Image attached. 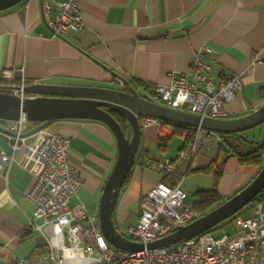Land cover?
Masks as SVG:
<instances>
[{
    "label": "crops",
    "instance_id": "0c3cea01",
    "mask_svg": "<svg viewBox=\"0 0 264 264\" xmlns=\"http://www.w3.org/2000/svg\"><path fill=\"white\" fill-rule=\"evenodd\" d=\"M45 1L56 0H23L0 10V80L6 68L14 70V82L20 83L24 75L27 84L121 87L116 77L131 76L146 95L156 85L168 83L170 72L189 70L194 52L209 45L213 75L221 79L239 74L243 82V90L226 101V117L245 115L264 102V0H80L85 25L68 37L52 36L42 19ZM8 122L0 119V128L5 129ZM40 129L71 136L70 161L84 179L75 196L87 208L97 205L99 211L104 185L117 159L116 137L107 123L97 119L63 118L46 125L30 120L27 142L15 152L7 135L0 134V153L14 158L0 174V258L4 264L43 250L46 242L31 228L35 205L27 193L36 177L23 164L35 140L32 134ZM167 131L166 137H160L158 124L142 128L141 146L149 151V159L175 157L183 146L184 138L175 134L173 126ZM173 137L183 142L173 147V140L169 142ZM211 159L197 155L190 174ZM260 167L243 164L238 156L227 158L219 192L224 198L233 195ZM162 180L167 179L161 173L136 163L119 197L116 225H126L132 211L140 210L143 194ZM137 218L138 213L129 223ZM24 230H29V236L21 238Z\"/></svg>",
    "mask_w": 264,
    "mask_h": 264
},
{
    "label": "built area",
    "instance_id": "2783aa9c",
    "mask_svg": "<svg viewBox=\"0 0 264 264\" xmlns=\"http://www.w3.org/2000/svg\"><path fill=\"white\" fill-rule=\"evenodd\" d=\"M42 19L53 37H68L85 25L80 0L45 1ZM211 54L209 45L201 46L194 52L189 70L170 72L168 83L156 85L144 96L203 116L226 117V101L243 90V82L239 74L217 79L208 59ZM3 79L0 83L23 87L27 84L24 75L20 83L13 81L12 68L4 69ZM116 80L121 87L128 82L135 83L131 76H118ZM15 91L24 94V90ZM139 119L142 128L158 124L160 137H166L167 129L172 127L154 116H139ZM8 121L5 129L0 128V134L7 135L15 152L27 142L30 120L22 114ZM32 135L35 140L23 161L36 177L27 193L35 205V218L39 219L31 221V228L40 232L46 242L43 250L19 257L12 264H264L262 202L254 203L251 215L236 216L233 230L221 236L201 235L169 246L138 251L115 247L102 230L99 211L91 213L79 197L71 204L72 196L77 195L84 181L79 168L70 161L71 136L41 129ZM180 135L185 142L175 157L149 159L140 164L161 173L167 180L158 182L143 194L136 222L118 226L125 236L147 243L203 215L194 204L187 202L188 193L183 185L195 157L199 154L217 157L226 141L223 133L201 126L191 127ZM12 159L13 154L0 153V174L7 170ZM1 260L0 264H4Z\"/></svg>",
    "mask_w": 264,
    "mask_h": 264
},
{
    "label": "water",
    "instance_id": "95a60500",
    "mask_svg": "<svg viewBox=\"0 0 264 264\" xmlns=\"http://www.w3.org/2000/svg\"><path fill=\"white\" fill-rule=\"evenodd\" d=\"M21 1L0 0V10ZM15 90H24V94ZM114 113L125 120L127 131ZM22 114H26L29 120L42 121L44 125L63 118L97 119L112 129L117 140L118 154L103 188L99 216L106 238L120 249L138 251L146 247H164L201 236L236 215L264 190L263 161L260 170L249 183L199 218L147 243L137 241L122 234L116 225L114 213L140 150L142 126L139 116H154L188 127L201 126L221 133L240 132L264 123V102L245 115L218 118L165 105L142 95L135 85L113 87L36 82L23 87L21 84L0 83V119L14 120Z\"/></svg>",
    "mask_w": 264,
    "mask_h": 264
},
{
    "label": "trees",
    "instance_id": "16d2710c",
    "mask_svg": "<svg viewBox=\"0 0 264 264\" xmlns=\"http://www.w3.org/2000/svg\"><path fill=\"white\" fill-rule=\"evenodd\" d=\"M2 81H4V79L0 80V82ZM132 83L133 82H128V84L124 87H128V85ZM114 114L119 119L124 130L127 131V124L125 120L120 117L119 114ZM165 122L171 124L174 127L175 134H182L185 131H189L191 129V127L182 124L169 122L167 120H165ZM242 132L243 131L223 133L226 144L220 148L217 157L212 158L210 163L206 167L199 169L202 172L213 174L215 178L214 184L211 188L199 189L195 193L196 201L194 203V206L203 214L209 211L210 209L214 208L215 206L221 204L225 200L224 196L219 192L218 186L219 180L224 171V164L227 158L231 156H238L241 163L243 164H255L259 166H261L264 161V135L262 139L255 140L254 138L252 139L244 135ZM147 160H149V151L141 146L138 152L136 163L143 164ZM131 174L132 170L126 180L125 186L129 183ZM263 200L264 190L255 198V200H253L245 208L240 210L236 215L230 217L224 222H232L236 216L242 215L243 211L253 208L254 203L262 202ZM219 226L220 224L214 227L213 229H210L209 231L204 233L202 237L212 232ZM20 236L21 238H26L27 236H29V230H24L23 232H21Z\"/></svg>",
    "mask_w": 264,
    "mask_h": 264
},
{
    "label": "rangeland",
    "instance_id": "374dc122",
    "mask_svg": "<svg viewBox=\"0 0 264 264\" xmlns=\"http://www.w3.org/2000/svg\"><path fill=\"white\" fill-rule=\"evenodd\" d=\"M244 135L250 137V138H254L255 140H259L261 135H264V123L254 126L252 128L243 130L242 132ZM173 140V141H172ZM172 141L171 146L173 147H177V145H179L180 143H182L183 141L178 138V137H173L169 140V142ZM215 178L213 174H209V173H205V172H201V171H194L193 173L189 174L188 177L185 180V183L183 185V188L187 191L188 193V197H187V202H189L190 204H194L196 201V191L199 189H206V188H210L212 187V185L214 184ZM73 198L71 199V204H75L77 201V197L75 195L72 196ZM263 206H264V200L262 201ZM86 204V203H85ZM89 207V211L91 213H95L98 211V208L96 207L97 205H88ZM254 207V206H253ZM254 209L250 208L247 209L245 211H243L242 215L243 216H249L253 213ZM139 211H136V209H134L132 211V215L130 217V221H133L135 218V215L138 213ZM128 221V223L130 222ZM126 223V224H128ZM234 228V222H222L220 224L219 227H217L215 230H213L212 232L208 233L205 235L206 238L209 237H217V236H221L224 232H230L232 231Z\"/></svg>",
    "mask_w": 264,
    "mask_h": 264
}]
</instances>
